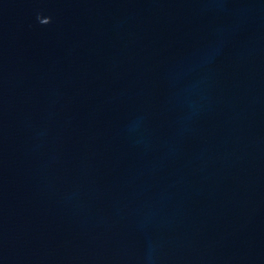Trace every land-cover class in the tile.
I'll list each match as a JSON object with an SVG mask.
<instances>
[{
	"label": "water",
	"instance_id": "water-1",
	"mask_svg": "<svg viewBox=\"0 0 264 264\" xmlns=\"http://www.w3.org/2000/svg\"><path fill=\"white\" fill-rule=\"evenodd\" d=\"M0 264H264V0H0Z\"/></svg>",
	"mask_w": 264,
	"mask_h": 264
}]
</instances>
